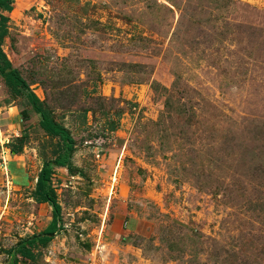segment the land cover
<instances>
[{
  "label": "rangeland",
  "instance_id": "1",
  "mask_svg": "<svg viewBox=\"0 0 264 264\" xmlns=\"http://www.w3.org/2000/svg\"><path fill=\"white\" fill-rule=\"evenodd\" d=\"M7 14L8 57L76 139L54 177L63 228L18 264H264V0ZM39 120L0 76V264L52 219L34 191L57 139Z\"/></svg>",
  "mask_w": 264,
  "mask_h": 264
},
{
  "label": "trees",
  "instance_id": "2",
  "mask_svg": "<svg viewBox=\"0 0 264 264\" xmlns=\"http://www.w3.org/2000/svg\"><path fill=\"white\" fill-rule=\"evenodd\" d=\"M15 0H0V76L14 97H22L28 101L34 111L39 114L40 127L52 138L57 139L53 156L44 161L37 176L34 198L40 204H49L52 207V219L44 230L34 233L8 250L12 256L11 264H18L20 258L34 260L36 250L46 246L53 240L56 234L63 228L62 204L58 198L54 177L57 168L70 169L72 157L76 150V139L62 123L58 122L51 110L39 95L30 87V84L22 75L21 71L13 66L11 59L4 49V41L9 33V16L7 14L14 9ZM25 136L20 137L18 145L12 147L14 153H20L25 144Z\"/></svg>",
  "mask_w": 264,
  "mask_h": 264
}]
</instances>
